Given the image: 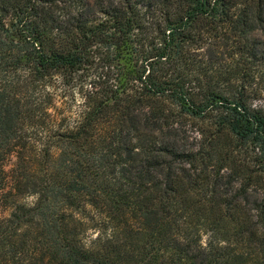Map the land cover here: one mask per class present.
Listing matches in <instances>:
<instances>
[{
    "label": "trees",
    "instance_id": "1",
    "mask_svg": "<svg viewBox=\"0 0 264 264\" xmlns=\"http://www.w3.org/2000/svg\"><path fill=\"white\" fill-rule=\"evenodd\" d=\"M263 34L264 0H0V264H264Z\"/></svg>",
    "mask_w": 264,
    "mask_h": 264
},
{
    "label": "rangeland",
    "instance_id": "2",
    "mask_svg": "<svg viewBox=\"0 0 264 264\" xmlns=\"http://www.w3.org/2000/svg\"><path fill=\"white\" fill-rule=\"evenodd\" d=\"M262 38H264V34L261 36ZM76 99L79 100L80 98L78 96H76ZM31 198H27L26 201H30Z\"/></svg>",
    "mask_w": 264,
    "mask_h": 264
}]
</instances>
